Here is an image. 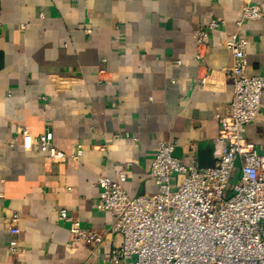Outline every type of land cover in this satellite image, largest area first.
<instances>
[{"label":"crops","instance_id":"crops-1","mask_svg":"<svg viewBox=\"0 0 264 264\" xmlns=\"http://www.w3.org/2000/svg\"><path fill=\"white\" fill-rule=\"evenodd\" d=\"M255 1L264 11V0ZM242 5L0 0V264H105L120 236L113 213L97 206L100 176L116 179L125 170L130 196L155 193L150 169L167 140L177 141L182 163L194 155L199 168L215 164L216 114L227 111L234 93L229 33L249 40L247 74L264 71V17L238 26ZM212 19L223 23L198 46L195 31ZM25 128L35 136L51 131L67 154L79 145L83 152L56 162L26 147ZM241 134L264 154V98ZM61 209L99 240L70 247ZM14 245L21 250L11 251Z\"/></svg>","mask_w":264,"mask_h":264},{"label":"built area","instance_id":"built-area-1","mask_svg":"<svg viewBox=\"0 0 264 264\" xmlns=\"http://www.w3.org/2000/svg\"><path fill=\"white\" fill-rule=\"evenodd\" d=\"M242 1L238 26L264 17L258 2ZM222 23L212 19L197 28L198 46ZM248 44V38L237 31L229 33L226 40L234 93L227 111L216 114L220 129L213 166L199 168L194 155L189 163H182L173 155L177 141L167 140L158 143L150 169L155 193L130 196L124 186L125 170H120L116 179H97V206L113 213V231L120 236L105 264H264V154L241 134L242 127L253 123L259 113L264 71L247 74ZM197 57L202 58V53ZM200 82L205 84L207 77H201ZM23 134L27 148L36 145L56 162L77 160L83 152L81 145L72 154L57 149L51 131L35 136L25 128ZM191 150H195L193 145ZM233 176L237 182L225 197ZM59 218L69 223L70 247L99 240L96 230L83 226L67 210L61 209ZM18 220L19 215L14 214L12 222ZM10 231L19 233L16 226ZM10 250L21 248L14 245Z\"/></svg>","mask_w":264,"mask_h":264},{"label":"rangeland","instance_id":"rangeland-1","mask_svg":"<svg viewBox=\"0 0 264 264\" xmlns=\"http://www.w3.org/2000/svg\"><path fill=\"white\" fill-rule=\"evenodd\" d=\"M237 179H238L237 176H233V178L230 180L229 188H228V190L224 194L225 197L228 196L229 191L232 189V186L237 182Z\"/></svg>","mask_w":264,"mask_h":264},{"label":"water","instance_id":"water-1","mask_svg":"<svg viewBox=\"0 0 264 264\" xmlns=\"http://www.w3.org/2000/svg\"><path fill=\"white\" fill-rule=\"evenodd\" d=\"M173 155H174L175 157L180 158V157H181V151H180V149H179V148H175V150H174V152H173Z\"/></svg>","mask_w":264,"mask_h":264}]
</instances>
